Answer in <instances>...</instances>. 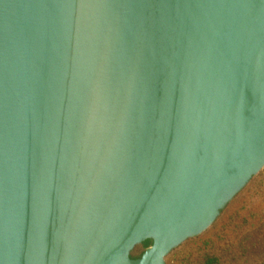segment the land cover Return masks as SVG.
<instances>
[{
  "label": "water",
  "instance_id": "obj_1",
  "mask_svg": "<svg viewBox=\"0 0 264 264\" xmlns=\"http://www.w3.org/2000/svg\"><path fill=\"white\" fill-rule=\"evenodd\" d=\"M263 167L264 0H0V264H165Z\"/></svg>",
  "mask_w": 264,
  "mask_h": 264
},
{
  "label": "rangeland",
  "instance_id": "obj_2",
  "mask_svg": "<svg viewBox=\"0 0 264 264\" xmlns=\"http://www.w3.org/2000/svg\"><path fill=\"white\" fill-rule=\"evenodd\" d=\"M222 211L220 223L182 243L165 264H264V167Z\"/></svg>",
  "mask_w": 264,
  "mask_h": 264
},
{
  "label": "trees",
  "instance_id": "obj_3",
  "mask_svg": "<svg viewBox=\"0 0 264 264\" xmlns=\"http://www.w3.org/2000/svg\"><path fill=\"white\" fill-rule=\"evenodd\" d=\"M223 220V211H222V214L220 215V217L217 219V220H215V222L208 228V229H206L205 230V232H202V234L204 235L205 233H206V231H208L209 229H211L215 224H217V223H220L221 221ZM202 234H199V235H197V236H195V237H192V238H189V239H187V240H185L184 242H187L188 240H190V239H194V238H197V237H199L200 235H202ZM183 242V243H184ZM150 243H151V241L150 240H145V241H143L141 244H139V245H137L132 251H131V253H130V255H131V257L132 258H136V257H139L140 256V254L142 253V251L147 247V246H149L150 245ZM181 245V244H180ZM179 245V246H180ZM178 246V247H179ZM136 248H140V251L137 253V254H133V251L136 249ZM177 248V247H176ZM175 248V249H176ZM174 250V249H173ZM172 250V251H173ZM171 251V252H172ZM170 252V253H171ZM169 253V254H170ZM168 254V255H169ZM167 255V256H168Z\"/></svg>",
  "mask_w": 264,
  "mask_h": 264
}]
</instances>
